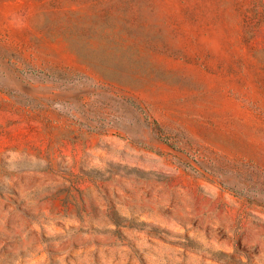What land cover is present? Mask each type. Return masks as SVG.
Returning <instances> with one entry per match:
<instances>
[{"label":"rangeland","instance_id":"obj_1","mask_svg":"<svg viewBox=\"0 0 264 264\" xmlns=\"http://www.w3.org/2000/svg\"><path fill=\"white\" fill-rule=\"evenodd\" d=\"M0 264H264V0H0Z\"/></svg>","mask_w":264,"mask_h":264}]
</instances>
